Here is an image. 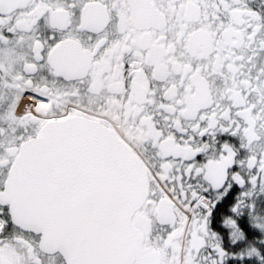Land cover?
<instances>
[{
	"label": "snow or ice",
	"instance_id": "snow-or-ice-1",
	"mask_svg": "<svg viewBox=\"0 0 264 264\" xmlns=\"http://www.w3.org/2000/svg\"><path fill=\"white\" fill-rule=\"evenodd\" d=\"M0 264H264V0H0Z\"/></svg>",
	"mask_w": 264,
	"mask_h": 264
}]
</instances>
